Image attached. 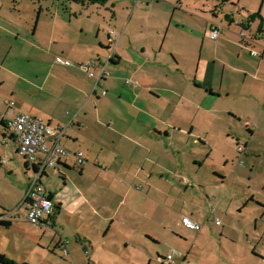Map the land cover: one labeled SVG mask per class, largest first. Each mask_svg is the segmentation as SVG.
<instances>
[{
  "label": "crops",
  "instance_id": "0c3cea01",
  "mask_svg": "<svg viewBox=\"0 0 264 264\" xmlns=\"http://www.w3.org/2000/svg\"><path fill=\"white\" fill-rule=\"evenodd\" d=\"M22 1L0 0V148L6 152L9 143L15 144L12 152L18 156V141L2 122L20 113L65 127L61 142L69 157L50 168L64 185L54 193L45 183L51 177L47 169L43 181L54 211L42 225L56 227L64 208L91 219L110 217L112 223L130 197L142 199L130 196L138 181L149 187L167 178L201 184L206 167L225 182L242 172L243 158H249L264 125V38L249 34L244 44L243 30H235L212 39L209 28L217 22L208 11L213 10L214 18L225 16L216 10L220 3L211 10L203 0H114L111 13L117 19L106 22L105 14L103 20L81 17L83 6L75 3L65 10L69 16L58 12L59 0L51 17L39 8L35 27L25 37L20 26H30L35 11L29 24L22 18ZM58 55L72 59V64L57 63ZM32 62L39 65L27 69ZM87 62L94 63L95 76L102 67L109 73L96 88L95 80L86 78ZM243 129L249 131L244 139ZM80 151L85 157L81 165ZM252 151L253 172L264 152ZM215 155L218 160L206 163ZM8 163L9 157L0 154V165ZM24 165L28 186L32 168L26 161ZM100 180L106 186L111 180L119 185H112L111 195L105 197L104 190L97 191ZM24 201L21 208L27 210ZM7 211H15L14 219L21 212L1 206L0 215ZM184 215L203 225L194 213ZM13 224L12 219L7 228ZM56 234L52 244L61 251L69 239ZM252 255L260 256L255 250ZM166 257L159 255L154 264H168ZM188 257L189 252L180 264H188Z\"/></svg>",
  "mask_w": 264,
  "mask_h": 264
},
{
  "label": "rangeland",
  "instance_id": "374dc122",
  "mask_svg": "<svg viewBox=\"0 0 264 264\" xmlns=\"http://www.w3.org/2000/svg\"><path fill=\"white\" fill-rule=\"evenodd\" d=\"M203 1L207 2L211 10L215 8V4L220 3L217 11L231 13L235 17L236 22L230 24L223 15L214 18L213 10L208 11L211 13V19H215L219 25L221 36L225 33L234 34L235 30L237 33L243 30L239 22L247 23L249 14L253 12L261 11L264 17V0H227L223 4L221 0ZM22 3V18L29 24L35 11V19L30 26H20L24 29L25 37L32 33L41 6L45 8L43 16L51 17L60 4L59 0H23ZM113 3L114 0H110L105 6H80L83 12L81 17L103 20L102 14H105L106 22L114 21L117 17H112ZM59 11L70 15L62 9V3ZM260 23V19L250 22L251 29L246 30L248 33L245 36L241 34V39L254 34ZM74 32L77 33L76 28ZM29 64L27 69L39 65L38 62ZM85 75L91 82L93 79L96 82V76L92 78L88 74ZM24 86L26 87V84ZM2 101L0 97V102ZM180 107L186 108L183 105ZM246 133L249 134V131L243 129L242 139L245 138L244 135H248ZM252 145L259 153L264 152V125L258 130ZM254 149L249 150L251 154ZM4 150L0 148V154H6L9 163L0 165V208H20L21 212L16 219L13 218L14 224L11 228L0 225V253L15 260L16 264H147L150 259L154 264L159 255L167 256L169 253L176 254L175 261L180 264L187 252L189 257L185 262H189L188 264H264V155L253 172L252 155L249 154V158L244 157V162L241 163L242 172L239 171V175L228 178L225 182L213 173L212 169L206 167L202 169L206 181L201 184L193 180H190L189 185L179 184L175 179L167 178L164 181L154 180L149 187L146 182L138 181L135 183L137 185L132 186L130 196L140 195L142 199L133 201L130 197L120 212L121 215L114 219V222L110 223V217L91 219L85 212L79 214L75 209L64 208L54 227L33 223L26 218L27 210L24 206L21 208V205L28 187L24 169L27 159L13 154L12 151L16 150L15 144L9 143L6 152ZM191 154L188 156L191 157ZM98 158L101 160V157ZM213 158L215 161L219 159L215 155L206 163H212ZM169 164V161L164 163L167 166ZM217 164L219 165V162ZM49 172L51 177L45 180V183L54 193L59 192L58 186L63 187L64 182L59 176L56 177V173L53 174L51 169ZM71 172L75 171H68L66 174ZM156 176L160 177L158 173ZM112 185L117 187L119 184L111 180L106 186V183L100 180L97 183V191L104 190L105 197H108L107 195H111ZM68 186H71L70 182ZM120 191L123 189L120 188ZM185 213H194L202 220L204 228L201 234L182 225ZM217 219L220 220V225L216 223ZM109 225L111 229L106 232ZM54 234L57 237L61 234L69 239V255H63L59 249L54 250ZM147 235L153 238H148ZM253 250L261 259L260 256L256 258L252 255Z\"/></svg>",
  "mask_w": 264,
  "mask_h": 264
},
{
  "label": "built area",
  "instance_id": "2783aa9c",
  "mask_svg": "<svg viewBox=\"0 0 264 264\" xmlns=\"http://www.w3.org/2000/svg\"><path fill=\"white\" fill-rule=\"evenodd\" d=\"M221 29L218 24H211L209 35L212 39H219ZM245 35V32L242 33ZM115 48V47H114ZM113 55V50L111 52ZM56 61L60 64L71 65L72 61L58 56ZM93 62H87L85 67L90 76H95L92 68ZM109 75L105 67L96 75L95 88ZM95 92V90H94ZM105 93V91H104ZM13 104L8 103V105ZM8 129L18 141V154L26 157L29 165H31L32 173L28 185L25 204L27 207V219L33 223L42 224L50 217L54 211V202L48 192L43 179L47 174V169L55 168L59 163H64L65 158L69 157V150L62 144L61 140L65 135V127L53 126L42 117L32 116L25 113H20L16 116L6 118ZM5 140H3L4 142ZM239 150H243L239 147ZM78 162L83 164L85 157L83 152H78ZM6 163V159H2ZM15 211H7L0 215V221H12ZM217 224L220 220L217 219ZM182 224L188 229L200 231L203 225L190 216L182 217ZM61 251L63 255H69L70 249L68 241H63ZM168 264H176L174 261V253L167 255Z\"/></svg>",
  "mask_w": 264,
  "mask_h": 264
},
{
  "label": "trees",
  "instance_id": "16d2710c",
  "mask_svg": "<svg viewBox=\"0 0 264 264\" xmlns=\"http://www.w3.org/2000/svg\"><path fill=\"white\" fill-rule=\"evenodd\" d=\"M109 1L110 0H63L62 1V9L64 11L68 10L69 5L71 3H75V4L81 5L83 7H86V6H89L90 4H93V5L99 4V5L105 6L108 4ZM225 1H227V0H221L220 2H221V4H223ZM216 8H218V6H216ZM224 17L227 21H229V23H233L235 20L234 16H232L231 13H226ZM257 19H260L261 23L258 26L257 31L252 35H253V37H256V38H264V24H263L264 23V17L262 16L261 11L260 12H253V13L249 14V18H248L247 23L240 22L239 25L242 27L243 32H245V35H246L248 33L246 30L250 29V26H251L249 23L253 22ZM245 35H242V36H245ZM243 41L245 42L244 37H243ZM2 124L5 128H9L6 121H3ZM12 136H13V138L15 137L13 134H12ZM28 164L29 163L26 162L27 168H28ZM0 224L4 225L6 227H9V226H11L12 221H0ZM61 247H62V245H61ZM0 262H1V264H16L15 260L7 257L5 254H2V253H0Z\"/></svg>",
  "mask_w": 264,
  "mask_h": 264
}]
</instances>
